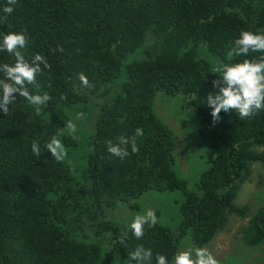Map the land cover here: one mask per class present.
I'll return each mask as SVG.
<instances>
[{
    "label": "trees",
    "instance_id": "16d2710c",
    "mask_svg": "<svg viewBox=\"0 0 264 264\" xmlns=\"http://www.w3.org/2000/svg\"><path fill=\"white\" fill-rule=\"evenodd\" d=\"M0 29L25 32V58L41 53L51 65L37 76L38 88L29 86L51 96L39 112L18 96L7 116L0 113V264H111L115 252L128 264L127 254L141 244L153 258H170L188 233L196 247L206 246L232 216L248 219L239 230L244 246L264 244V204L252 213L234 203L251 166L264 170V152L256 150L264 147V111L244 120L221 112L213 124L204 103L214 91L211 69L226 61L239 32H264V0H17ZM13 60L0 53V63ZM79 74L90 87L80 85ZM118 77L119 90L99 107L91 152L78 172L84 181L67 162L70 153L57 161L44 145L69 124L67 109L84 105L88 94L106 96ZM158 92L188 98L183 107L198 117L200 146L216 152L198 192L187 190L173 169L172 132L152 110ZM137 127L144 135L136 138V152L129 145L123 160L107 152L110 141L131 139ZM61 140L77 149L72 138ZM34 142L39 157L32 155ZM175 190L184 199L174 230L146 225L136 240L106 217L105 210L149 191ZM128 208L139 210L136 203Z\"/></svg>",
    "mask_w": 264,
    "mask_h": 264
},
{
    "label": "clouds",
    "instance_id": "9594fccd",
    "mask_svg": "<svg viewBox=\"0 0 264 264\" xmlns=\"http://www.w3.org/2000/svg\"><path fill=\"white\" fill-rule=\"evenodd\" d=\"M0 7V24L14 12L17 0H2ZM28 37L23 31H3L0 29V53H8L14 60L12 63H0V113L7 116L12 106L17 102V97H23L28 104L35 106L39 112L40 106L47 104L51 96L47 92H33L29 86L38 88L37 76L45 69H50L45 55L36 53L26 59L22 51L26 48ZM62 51V49H57ZM256 53L258 55L251 56ZM237 57L245 59L235 60ZM211 74L215 79L211 80L214 91L209 92L204 103L210 109L213 124L219 122L220 113H234L240 120L252 118L264 111V32L241 30L232 41V46L226 53V61H220L213 65ZM80 85L84 88L90 87L89 81L84 74H79ZM11 105V108L9 107ZM69 131L73 125H67ZM142 128L135 129V135L131 139L121 138L119 143L107 145V152L123 160L129 155L128 146L131 151L136 152V138L142 137ZM44 147L51 157L59 161L67 153L61 139L52 137ZM34 157L41 154L39 142L31 145ZM157 222L155 211L147 209L143 214H137L131 218L127 225L131 235L139 240L144 235L145 226L154 225ZM128 232L124 233L126 238ZM128 264H218L217 259L203 247L177 251L172 257L156 254L153 258L151 248L137 245L127 254ZM113 264H119L116 258Z\"/></svg>",
    "mask_w": 264,
    "mask_h": 264
},
{
    "label": "rangeland",
    "instance_id": "374dc122",
    "mask_svg": "<svg viewBox=\"0 0 264 264\" xmlns=\"http://www.w3.org/2000/svg\"><path fill=\"white\" fill-rule=\"evenodd\" d=\"M134 55H129L127 59L133 58ZM121 81L122 78L118 77L109 85L106 96L101 97L99 93L88 94L84 105L80 107L73 105L67 109L68 122L73 125V130L69 131L66 126L56 135V138L70 137L77 142L76 150L71 147L65 148L66 153H70L66 159L67 162L72 164L74 169L77 166L76 178L81 177L78 172L82 169L84 157L91 152L89 141L95 131L99 107L115 95ZM187 99L182 95L170 97L158 92L155 95L152 110L172 132L173 169L176 175L186 181L187 190L198 192L201 174L209 167L208 159L214 157L216 152L200 146L197 133L198 117L193 108L183 107ZM256 150L264 152V147ZM80 186L88 189L90 183L83 182ZM183 199L182 192L178 190L149 191L130 203H119L113 211L105 210V214L113 222L127 226L132 217L143 214L147 209H152L157 216L156 223L174 230L181 219L178 209ZM135 203L138 204L139 210H130L128 206ZM234 203L237 206L249 205L252 213L264 204V170L260 164L255 163L251 166V176L241 186ZM247 221L248 219L232 216L227 228L219 232L209 244L203 246L217 259L218 264H264V244L260 248L252 249L244 246L241 241L239 230L245 227ZM189 248H198L193 244L190 233L180 240L179 251ZM103 252L105 253L106 250ZM116 258H119V264H126L118 252L113 254L111 264Z\"/></svg>",
    "mask_w": 264,
    "mask_h": 264
},
{
    "label": "bare ground",
    "instance_id": "6f19581e",
    "mask_svg": "<svg viewBox=\"0 0 264 264\" xmlns=\"http://www.w3.org/2000/svg\"><path fill=\"white\" fill-rule=\"evenodd\" d=\"M222 232V231H221Z\"/></svg>",
    "mask_w": 264,
    "mask_h": 264
}]
</instances>
